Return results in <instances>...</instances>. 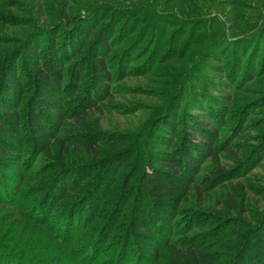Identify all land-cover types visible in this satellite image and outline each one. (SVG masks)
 <instances>
[{
  "label": "rangeland",
  "instance_id": "374dc122",
  "mask_svg": "<svg viewBox=\"0 0 264 264\" xmlns=\"http://www.w3.org/2000/svg\"><path fill=\"white\" fill-rule=\"evenodd\" d=\"M0 130V264H264V0H0Z\"/></svg>",
  "mask_w": 264,
  "mask_h": 264
},
{
  "label": "trees",
  "instance_id": "16d2710c",
  "mask_svg": "<svg viewBox=\"0 0 264 264\" xmlns=\"http://www.w3.org/2000/svg\"><path fill=\"white\" fill-rule=\"evenodd\" d=\"M103 44V43H102ZM105 47H107L105 45ZM28 50V49H27ZM93 59H94V63L96 64V68H97V72L102 75L103 78V81H101V83L103 84L105 81H109V75L107 73L108 71V67L106 66V63L104 60H102L100 58V55H98L97 53L94 54L93 56ZM55 60L58 61V56L55 57ZM53 70V69H52ZM51 77V78H50ZM49 79L50 80H54V86L55 88H58L59 89V85H60V76L59 74L55 73V71L53 70V73L49 76ZM47 85L50 84V81H47ZM216 123L214 122H208L207 121V125H206V128L209 130V132H213L214 135H217V129L215 127ZM41 128L43 129V126H41ZM205 128V127H204ZM1 131V130H0ZM1 133H3L1 131ZM206 137L203 138V143L205 146V148L207 146H211V142L210 140H207L205 139ZM8 140H12L10 138V136L8 137ZM210 149V152L212 151L211 148ZM187 157H186V162L185 164H189L190 166H193V163H195L196 161V158H194V156L188 152L187 150ZM167 168H170L171 169V173H168V174H164L163 173V177H164V181L163 180H159V179H152V180H149L147 181V185L148 188H150L152 191H164V192H171L172 190H175V191H182V190H188L191 183L193 182V180L190 178L189 175H187L185 172H182V170L179 168V167H176L174 164H173V161L171 160L168 165H167ZM143 219L141 220L143 223H146L145 222V218H148L147 217V214H146V211L142 212L141 215H140ZM262 262H264V259L262 260Z\"/></svg>",
  "mask_w": 264,
  "mask_h": 264
}]
</instances>
